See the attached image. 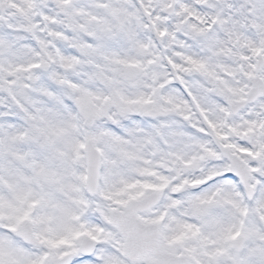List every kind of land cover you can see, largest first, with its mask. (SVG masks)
<instances>
[{
    "label": "snow or ice",
    "instance_id": "1",
    "mask_svg": "<svg viewBox=\"0 0 264 264\" xmlns=\"http://www.w3.org/2000/svg\"><path fill=\"white\" fill-rule=\"evenodd\" d=\"M0 264H264V0H0Z\"/></svg>",
    "mask_w": 264,
    "mask_h": 264
}]
</instances>
